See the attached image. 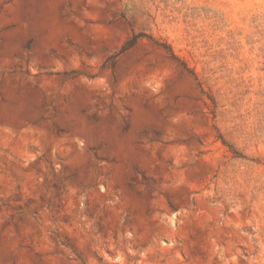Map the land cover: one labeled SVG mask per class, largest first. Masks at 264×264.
Returning a JSON list of instances; mask_svg holds the SVG:
<instances>
[{
	"label": "rangeland",
	"instance_id": "rangeland-1",
	"mask_svg": "<svg viewBox=\"0 0 264 264\" xmlns=\"http://www.w3.org/2000/svg\"><path fill=\"white\" fill-rule=\"evenodd\" d=\"M0 264H264V0H0Z\"/></svg>",
	"mask_w": 264,
	"mask_h": 264
},
{
	"label": "trees",
	"instance_id": "trees-1",
	"mask_svg": "<svg viewBox=\"0 0 264 264\" xmlns=\"http://www.w3.org/2000/svg\"><path fill=\"white\" fill-rule=\"evenodd\" d=\"M143 35L142 34H138V35H132V37L127 40L124 45L122 46L121 50H120V53H123V52H126L128 51L129 49H131L137 42L138 38L139 37H142ZM157 45L162 48L164 51H166V53L168 54V57L172 60H174L175 62H178L183 70L189 72L194 78L195 80L196 79V76L194 75V73H192V71H190V69L186 66L185 63H183L181 60H179L172 52L171 48L166 44V43H157ZM115 57V56H113ZM110 59L112 58H108L106 61H109ZM111 67H113V62L111 63Z\"/></svg>",
	"mask_w": 264,
	"mask_h": 264
}]
</instances>
